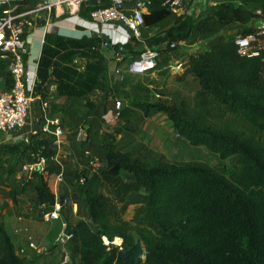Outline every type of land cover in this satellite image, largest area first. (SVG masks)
<instances>
[{"label":"trees","instance_id":"obj_1","mask_svg":"<svg viewBox=\"0 0 264 264\" xmlns=\"http://www.w3.org/2000/svg\"><path fill=\"white\" fill-rule=\"evenodd\" d=\"M240 2L259 4L264 10V0ZM92 8L90 3L82 14ZM258 17L253 9L233 6L228 0H217L195 19L179 17L190 43L208 40L205 50L190 54L173 71L178 81L192 77L194 94L180 105L160 100L132 104L144 113L163 112L190 145L229 159L231 167L202 160L146 159L121 151L115 134L127 127L114 126L100 140L105 152L103 170L89 175L77 171L88 214L86 219L66 223L65 232L71 234L63 244L69 258L66 264H264V48L257 56L241 54L221 33L234 22ZM174 19L175 13L159 0L144 14L147 28L168 27ZM100 42L98 37L47 33L38 60L35 92L40 84L53 81L60 96L83 98L82 123L96 108L88 94L110 90L108 66L104 56L96 53L102 50ZM85 48L93 53L87 55ZM169 51L175 50H162ZM56 56L60 61L51 65ZM77 56L87 58L82 70L69 65ZM134 114L131 106H123L119 119L127 122ZM2 148L12 155L32 153V162L38 164L21 188L10 187L12 201L33 183L39 204H54L47 176L57 166L48 140L38 138L23 149L19 144ZM124 170L131 178L122 177ZM81 177L84 184L78 183ZM129 204L137 205L131 220L123 216ZM115 237L121 239L119 244L113 243ZM54 246L61 250L58 243ZM0 264H39L35 257L17 254L1 218Z\"/></svg>","mask_w":264,"mask_h":264},{"label":"crops","instance_id":"obj_2","mask_svg":"<svg viewBox=\"0 0 264 264\" xmlns=\"http://www.w3.org/2000/svg\"><path fill=\"white\" fill-rule=\"evenodd\" d=\"M236 1L237 3L232 4L233 6L241 5L246 9L253 10L261 7L259 4L241 3L240 0ZM216 3L217 0H193L191 7L201 10V14L203 15L210 6ZM43 22L44 21L40 19L38 25L28 30L26 35L28 44V54L26 58L30 69L38 63V58L47 33L69 37H74L78 34L77 31L72 29L71 24L63 19L54 18L52 23L46 25L43 24ZM261 22H264V15L259 18H253L248 22H234L225 27L221 33L223 35V32H225V34L226 32L227 34L229 33L228 37L224 36L228 41H233L237 35L242 34V31L246 29H253L252 32H254ZM256 45L260 49L264 48V33L258 36ZM157 47L163 50L166 49L167 46ZM108 51L112 55L111 57L108 56L107 59L104 57V59L108 66V75L110 76L114 73L113 70L116 67V62L113 57V51ZM164 53L162 52L160 61L167 58L166 56L169 55V65L177 61H181L183 64L186 61V58L183 59L182 55H177L173 58L168 52ZM86 59L87 58L84 57V60L80 61V70L84 68ZM110 62H112L111 65ZM164 63L166 64V62ZM162 68L166 69L167 66L164 65ZM151 72L155 74V78L151 79L152 84L162 82L160 79L162 76L156 74L155 68L145 74ZM187 78L188 76L184 80L178 81L174 77L173 81H176L175 83L179 85V89H175L177 91L168 94L156 93L154 97H150V99H152L151 102L160 100L180 105L187 94H190V96L194 94L195 89L192 91H183L186 88L184 82ZM6 79L10 80L7 76L0 79V90L7 86ZM110 87L112 89L108 92L93 90L88 94L89 98H91L90 96H99V98L98 100L93 99L96 103V108L84 123H82L78 116L73 115L71 111V103L76 97L60 96L55 82L49 81L46 83L45 95H41L39 90L35 92L36 99L31 102L29 107L26 130L38 128L43 118L47 120L58 118L61 121L65 133L61 138L59 147L54 150V163L57 166V171L47 176V183L55 195L54 204L58 200H66L67 202L73 201L76 203V209L73 210L72 206L68 204L60 210L59 219L46 220L44 218V213L52 210L54 204H39L33 190V183L30 185V189L28 188V196L26 195V190L17 195L16 202L14 203L10 198V187L13 184L14 173L5 172L4 168L0 167V218L15 245L18 255L30 258L47 255L49 250L58 243L59 239L62 237L61 230L64 223H76L81 219L87 218L88 210L86 199L82 194L83 191L80 192L78 189L77 171H82L85 175H89L93 171L101 172L103 170L105 152L100 144V140L104 132H112L114 126L125 125L127 129H124L121 133L115 134L116 147L124 152L130 151L139 153L141 157L148 159V114L152 111H160L150 110L144 113L140 110L141 115L138 118L132 117L127 122L117 118L109 122L105 118L110 116L111 109L115 102L121 101L123 106H131L134 110L136 108L125 99L118 98V95L121 93L118 89L122 88L123 90L131 91V85L120 86L110 84ZM41 100H46L48 102L47 110L41 109ZM79 127H84L87 133L86 140L81 143L76 138V131ZM2 137L3 134H0V139ZM164 142L170 147L175 146V143H180L185 149H188L189 144L188 141L184 137L179 136L176 131L173 133L172 139L169 142ZM83 149H87L89 155H83ZM40 165L42 166L43 162ZM124 174H126L125 178H131V174L128 171L124 170L122 175ZM58 175L62 176L60 180L58 179ZM30 241L40 246L41 251L37 252L30 248Z\"/></svg>","mask_w":264,"mask_h":264},{"label":"built area","instance_id":"obj_3","mask_svg":"<svg viewBox=\"0 0 264 264\" xmlns=\"http://www.w3.org/2000/svg\"><path fill=\"white\" fill-rule=\"evenodd\" d=\"M192 1L159 0L162 7H167L183 19H195L202 15L201 10L191 7ZM90 3H93L94 8L83 15L82 12ZM153 3L154 0H0V65H5V77L10 79V84L0 90V134H3L0 144L21 142L27 146L38 138H45L54 154L65 133L58 118H43L38 128L26 130L29 107L36 99L34 87L38 66L36 63L31 69L28 67V30L37 26L40 19L46 25L52 23L55 18L70 23L72 29L78 32L74 36L76 38H100L101 49L113 51L116 62L114 74L123 79L126 75L145 74L153 70L161 59L162 49L157 46H148L131 58H127L124 52L126 46L133 39L139 38L143 29H147L144 14L150 11ZM254 11L259 17L264 15L262 7ZM263 33L264 22H261L254 32L239 34L233 42L241 54L257 56L260 48L256 42L258 36ZM166 46V49L178 50L176 42H169ZM181 65L182 62L177 61L172 68L178 70ZM40 102L41 109L47 110L48 102ZM122 108L121 101L115 102L110 116L105 119L112 122L119 118ZM86 134L85 128L79 127L76 131L77 140L80 143L85 141ZM83 155H89V151L83 149ZM40 162L44 160L41 159ZM58 176L60 180L62 176ZM78 183L84 184V178H79ZM68 204L73 210L76 209V203L73 201L58 200L52 210L44 213V218L59 219L60 210ZM65 227L66 223L62 225L61 235L69 239L71 234L65 232ZM29 247L37 252L41 251V247L32 241L29 242Z\"/></svg>","mask_w":264,"mask_h":264},{"label":"rangeland","instance_id":"obj_4","mask_svg":"<svg viewBox=\"0 0 264 264\" xmlns=\"http://www.w3.org/2000/svg\"><path fill=\"white\" fill-rule=\"evenodd\" d=\"M228 2L231 4L237 3L236 0H228ZM182 22L183 21H181L179 17L175 15L173 23L168 27L156 26L153 27V29H143L139 38L133 39L131 45L126 47V49L124 50L127 58L134 57L137 53H139L148 46L157 45L160 47H166L169 42H176L178 45V50L169 51V54H171L173 58H175L177 55H182L184 59L187 58L190 54H196L205 50L208 40H203L194 44L190 43L189 40L185 38L186 26L182 25ZM223 33L226 37H228L229 33ZM85 51L87 55L93 53L92 50H88L87 48H85ZM96 53L101 54L106 59L108 58V56L111 57L112 55L108 51V49L100 50ZM166 57L167 58L159 61L157 68H155L156 74L162 76L160 78L162 82L160 83H151V79L155 78L154 72H151L149 74L129 75L125 76V78L123 79H120V77L114 73H112L110 76L107 74V78L110 84L120 86L128 84L131 85V91L123 90L122 88L118 89L119 92H121L118 95V98L125 99L132 105L135 103L151 102L152 99H150V97H154V94L156 93L168 94L177 91L175 89H179V85L175 83L176 81H173L174 69L172 68V66H174L176 62L172 65H169V55ZM81 60H84V58L77 56L76 59L74 58L71 60L69 65L73 69L80 70ZM59 61V56H56L51 60V65H55ZM164 62H166V64ZM111 64L112 62H110V65ZM164 65L167 66L166 69L162 68ZM5 73V65L2 64L0 65V79L5 77ZM184 83L186 88L183 91H192L195 89V82L190 76H188ZM40 85L38 87V90L41 95H45L46 84H43L41 86ZM111 89L112 88L110 87V90ZM90 97L91 100H98L99 98V96ZM186 97H190V94H187ZM84 103L85 101L83 98H76L75 100H73L71 103L72 114L81 118L84 112L86 111ZM140 115L141 111L139 108L136 107L135 114L133 117L138 118ZM173 133H175V130L171 126V122L166 118L164 113L152 111L148 114V159L160 158L166 161L202 160L214 166H226L227 168L231 167V162L229 159H220L217 154L215 155L203 146H194L188 144V149H185L180 143H175V146L173 147L166 145L164 141L169 142L172 139ZM4 144L11 143L3 142L0 144V167L4 168L5 172H8L9 169H14L15 172L13 175L14 180L12 186H17L18 188H21L23 186V183H25L30 178L31 171L35 170L38 165L37 163L32 162L34 161L35 156H33L32 153H30L28 156L19 153H15L13 155L5 153L2 148ZM18 144L21 149L25 147V145L21 142ZM40 164H42V162H40L39 165ZM125 176L126 174L122 175V177ZM30 185V183L29 185H27V196L29 193ZM136 207L137 205L135 204H129L127 206L126 211L124 212V218L127 220H131L134 216ZM93 228L95 230H99L98 226L93 225ZM104 240L106 241V243H109L106 237H104ZM113 243L119 244L117 243L116 237L114 238ZM34 257L36 258L39 264H57L59 262L69 263L68 256L66 254L64 255L63 246L61 247V250L53 246L49 250L47 255Z\"/></svg>","mask_w":264,"mask_h":264},{"label":"water","instance_id":"obj_5","mask_svg":"<svg viewBox=\"0 0 264 264\" xmlns=\"http://www.w3.org/2000/svg\"><path fill=\"white\" fill-rule=\"evenodd\" d=\"M66 240H67V239H66V236L63 235V236L60 238V240L58 241V245H59L60 247H62ZM62 264H66V262H63Z\"/></svg>","mask_w":264,"mask_h":264},{"label":"bare ground","instance_id":"obj_6","mask_svg":"<svg viewBox=\"0 0 264 264\" xmlns=\"http://www.w3.org/2000/svg\"><path fill=\"white\" fill-rule=\"evenodd\" d=\"M187 144V143H185ZM117 239V243H120L121 239L120 238H116Z\"/></svg>","mask_w":264,"mask_h":264}]
</instances>
